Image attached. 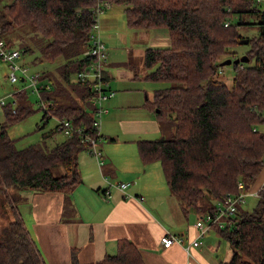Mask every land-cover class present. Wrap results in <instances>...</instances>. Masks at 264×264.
Wrapping results in <instances>:
<instances>
[{
  "label": "trees",
  "instance_id": "1",
  "mask_svg": "<svg viewBox=\"0 0 264 264\" xmlns=\"http://www.w3.org/2000/svg\"><path fill=\"white\" fill-rule=\"evenodd\" d=\"M109 1L124 6L129 28L169 32L170 45L144 51V78L170 86L155 91L154 116L161 136L137 142L142 161L161 164L185 213L194 209L199 217L216 214L226 196L250 191L264 169L263 5L256 0ZM95 4V0H11L0 6V38L10 47L17 48L20 34L25 33L29 45L21 42L18 49L22 54L33 51L29 41L38 46L40 54L33 64L62 60L56 74L49 69L36 71L42 87L52 85L51 91H42L47 101L54 102L50 114L93 135L95 93L90 84L75 81L74 75L88 65L83 53L90 46ZM248 13L261 14V31L248 37L245 54L249 61L233 64L228 82L222 56L239 57L237 48L246 38L241 27L249 24L243 17ZM84 103L92 105L90 112ZM4 107L0 217L8 214L12 218L0 227V264H45L18 203L25 191L73 193L83 182L79 155L90 151L91 145L74 132L51 147L42 141L19 149L7 129L34 113L27 90L16 92L14 102ZM43 117L51 118L45 112ZM54 133L52 129L46 136ZM58 168L62 169L59 175ZM239 182L243 189L238 188ZM259 192L253 208L240 205L234 214L224 216L223 227L215 224L211 228L232 250L231 259L223 264H264V185ZM72 264H80L74 249ZM90 264L146 263L134 242L119 239L115 254Z\"/></svg>",
  "mask_w": 264,
  "mask_h": 264
},
{
  "label": "crops",
  "instance_id": "2",
  "mask_svg": "<svg viewBox=\"0 0 264 264\" xmlns=\"http://www.w3.org/2000/svg\"><path fill=\"white\" fill-rule=\"evenodd\" d=\"M111 17L109 15L105 19L106 25ZM152 37L155 40L153 45L170 43L167 29H154L149 33V39ZM116 69L113 62L107 60L104 76L110 83L115 81L116 74L119 73ZM131 77L140 79L137 73ZM119 99L116 98L117 102L113 101L117 110L113 112L115 117L110 116V112L101 130L109 140L105 146L104 143L101 144L103 141L99 143L104 161L102 165L94 156L98 167L92 170L95 163L90 151L88 154L91 157L82 159L81 152L78 161L83 182L69 196L39 191L22 193L23 198L17 208L45 264H72L73 249L77 250L80 264L101 261L105 256L117 252L119 239L134 242L146 264L228 262L232 257V250L229 246L224 254L221 253V236L215 229L207 232L201 245L187 251L190 240L196 237L194 224L199 216L196 214L190 220L191 210L185 213L182 209L179 198L165 180L161 164H146L139 155L137 142L161 135L160 124L153 115L123 118L119 109H129L130 105ZM104 154L111 158L108 164ZM121 156L140 160L127 174L118 175L123 179L121 183H129L125 190L114 185L111 180V177H117L116 170L120 164L127 165L131 162L127 158L120 163L114 162ZM263 185L264 169L251 191H259ZM166 186L170 191H167ZM106 191L110 192V197H106ZM256 198L258 201L257 196ZM166 232L180 235L183 241L165 247L161 243V237Z\"/></svg>",
  "mask_w": 264,
  "mask_h": 264
},
{
  "label": "rangeland",
  "instance_id": "3",
  "mask_svg": "<svg viewBox=\"0 0 264 264\" xmlns=\"http://www.w3.org/2000/svg\"><path fill=\"white\" fill-rule=\"evenodd\" d=\"M10 3L11 0H0V6ZM109 15H112L109 19V24H105V19L109 17ZM261 14L256 13H248L245 14L243 19L246 21V23H249L248 25H245L241 27L242 32L244 34V37H255L260 34L261 31ZM100 26H101V35L103 37V40L105 42V45L107 47L108 56L107 60L109 62H113V65L117 67V72L115 77V81L110 83V86L113 91H115L116 96L108 101H105V103H108V106L110 108L109 113L105 114L102 117V123H101V130H103V124L106 118L109 116L110 112H112V117H115L113 115V112H116L117 110L114 108L115 105H113V101H116V98H120V100H124L127 102L126 104L130 105V108L127 109H119V111H122L120 114H122L123 118L126 117H133V116H139V117H149V115L154 116V112H157V108H154V94L155 91L161 88H165L170 86L168 83L165 82H155L146 80L144 77L145 73L147 71L145 70L143 66V60H144V51L148 47H154L155 40L154 38L149 39V33L151 31H147L144 29H133L129 28L126 24L125 20V14H124V6L118 5V4H112L111 9H109L105 14H103L100 18ZM21 32V31H19ZM20 38L18 39L16 43V47L19 48V44L22 42V45L26 43V45H29L28 40H30V37H28L25 33L20 34ZM156 41H159V39H156ZM30 45L35 49L33 51L26 52L20 56V58L17 59V63L23 65L24 67H27L29 72H36V71H42L44 69L52 70L56 74V67L62 62L61 59L57 60L56 63H49L44 62L42 64H33L32 61L34 57L38 56L40 54L38 46H36L32 41H29ZM167 44V43H166ZM170 45V43L168 44ZM168 45H159L156 47H167ZM239 57L244 55L246 51L249 49V46L247 45H241L238 48ZM223 61L226 60L225 56H222ZM228 59V58H227ZM234 60V59H233ZM253 61L251 62V64ZM224 75L225 78L228 80V82L231 81L234 71V65H226L224 66ZM134 73L139 74L140 79H134V77H131ZM12 74V69L10 68V65L8 62H5L2 58H0V128L2 126V123H4L7 120L6 117V109L1 104V101L4 100L6 103L14 102V95L16 92H19L22 90V88L28 84V82H12L10 79V75ZM16 74L18 77H21L22 71L18 70L16 71ZM28 96L29 100L31 101V106L33 107L34 113L29 115L27 118L14 123L13 125L8 127V134L10 138L15 140V145L17 148H25L31 144H37L42 143L44 141L47 143L50 147L53 145H56L58 142H61L66 139V135L61 131H56V125L58 124L57 119L50 118L49 120L44 119V111L38 110L39 103L37 100H39V96L36 93H33L31 89H28ZM81 103V101L77 100ZM114 102V103H115ZM83 104V103H82ZM15 105V104H14ZM84 106L86 107L87 111H91L92 105L90 103H84ZM122 107V105H120ZM152 109V110H151ZM154 110V111H153ZM147 111V112H146ZM100 120V119H99ZM52 129H55V133L48 137V132ZM112 130V129H111ZM161 135L159 134L158 137ZM156 137V138H158ZM155 139V138H154ZM104 143L103 146L109 143V140L106 139L104 136V139L102 140ZM89 151H83L81 153L80 158L84 157H93L94 163L96 161V158L90 153ZM104 156H106L104 154ZM108 157V158H107ZM127 157H119L118 160H114L116 163H120L122 160H125ZM131 162L127 165L120 164L118 166L117 177H111L112 182H114V185H118L121 183L123 179L121 177H118L120 174H127L129 172L130 168H133L135 165H138L140 160L138 158H127ZM107 160V161H106ZM113 160V159H112ZM106 164H108V161H111L110 156H106ZM95 163V166H93L92 170L96 169L97 164ZM136 163V164H135ZM98 167V166H97ZM100 167V166H99ZM62 169L58 168L56 172L61 174ZM158 173H161L160 170H158ZM167 191L169 190V187L166 186ZM69 196V195H68ZM69 203V202H67ZM257 203V198L254 195L247 196V203L244 206V208H253ZM196 215V211L194 209L191 210V213L189 214L190 220L194 218ZM11 216V215H10ZM12 217H8V214H5V216L0 217V227H2L5 223L9 222ZM212 233H215V231H212ZM217 233V232H216ZM219 237V236H218ZM220 247H221V253L224 254L226 252V249L229 247L228 242L220 237ZM229 251V250H228Z\"/></svg>",
  "mask_w": 264,
  "mask_h": 264
},
{
  "label": "built area",
  "instance_id": "4",
  "mask_svg": "<svg viewBox=\"0 0 264 264\" xmlns=\"http://www.w3.org/2000/svg\"><path fill=\"white\" fill-rule=\"evenodd\" d=\"M96 4L92 7V11L95 13V22L93 24L92 33L90 35V46L87 50L84 51L83 56L89 59L87 67L79 71L76 75H74L75 81L79 83H88L92 86L93 91L95 93L93 98V103L95 105L94 115L96 121L94 122V128L96 129L95 135L92 133L85 132L81 127H75L73 123L68 119H60L53 117L49 112V107L54 104V102L47 101L42 94L43 88L47 91L52 90V85L47 83L45 87L41 86L39 81L40 74L38 72H29L27 67H24L21 64L17 63V59L22 55V51L15 47H10L7 42L0 38V58H2L5 62H8L10 68L12 69V74L10 75V79L12 82H28L22 90L31 89L33 93H36L39 96V107L43 109L46 113L47 117H53L57 119L58 124L56 128L58 131L63 132L66 136H70L74 134V132L79 133L82 136L83 141L89 143L91 145L90 152L93 156H95L100 165L104 163L102 160V153L99 149V143L103 140L100 135L101 133V123L102 117L107 114L110 110L108 103L105 101L111 100L115 96V91L111 89L109 81L107 82L106 77L104 76L105 64L108 58V51L103 41L101 35V26H100V18L103 14H105L112 7V2L109 0H95ZM258 4H262V8L264 11V0H256ZM264 39V28L262 29V36ZM263 58H264V50H263ZM21 70L22 75L18 77L16 71ZM1 104L4 106L6 102L4 100L1 101ZM100 119V120H99ZM129 186V183L122 182L118 184V187L122 190H125ZM239 189H243V183L239 182ZM254 195L259 197L260 192H240L237 194L231 193L226 196L222 202L218 204L216 214L208 213L203 215L197 219L194 224L196 229V237L190 240L189 245H187V251H190L192 247H197L203 243L202 238L211 230V228L215 224H220L222 227L224 225V216L234 214L240 205H245L247 203V196ZM106 197H110V192H105ZM183 238L176 234H172L166 232L161 237V243L165 247H170L175 243H181Z\"/></svg>",
  "mask_w": 264,
  "mask_h": 264
},
{
  "label": "water",
  "instance_id": "5",
  "mask_svg": "<svg viewBox=\"0 0 264 264\" xmlns=\"http://www.w3.org/2000/svg\"><path fill=\"white\" fill-rule=\"evenodd\" d=\"M241 44L247 45L249 43V38H244L240 40ZM249 57L247 54L242 55L241 57L235 58L234 60L231 58H228L224 61H222L221 65L226 66L230 64H239L240 62H248Z\"/></svg>",
  "mask_w": 264,
  "mask_h": 264
}]
</instances>
